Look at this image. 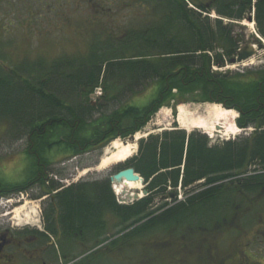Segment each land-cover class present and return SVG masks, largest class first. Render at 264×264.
Returning a JSON list of instances; mask_svg holds the SVG:
<instances>
[{
	"label": "trees",
	"instance_id": "1",
	"mask_svg": "<svg viewBox=\"0 0 264 264\" xmlns=\"http://www.w3.org/2000/svg\"><path fill=\"white\" fill-rule=\"evenodd\" d=\"M149 2L164 7L159 22L132 31L121 44L94 49L89 58L55 64L41 88L30 84L31 88L19 75L0 77V124L6 121L25 128L30 141L26 155L33 176L20 191H27L30 181L39 180L43 171L48 172L46 177L51 175L50 166L60 156L72 158L135 136L151 121L160 101L166 104L174 97L173 91L202 90L208 101L216 96L214 102L238 111L241 129L254 131L248 138L215 145L198 131L187 134L177 128L141 139L136 157L121 165V170L133 168L147 185L149 195L137 204H152L158 196H169L170 191L177 195L184 189L186 197L180 202L192 207L177 209L176 218H187L218 202L220 196L231 198L232 191L223 188L232 185L240 167L264 166V68L242 75L220 73L216 69L226 68L239 49L233 28L223 24L226 18L212 21L203 17L210 15L205 6L189 2L195 7L190 9L185 0ZM256 24L264 39V0L257 3ZM153 82L158 84L157 93L146 105L136 106L133 98L138 90ZM96 89L102 90V97L94 101ZM68 92L76 95L79 105L66 104L62 97ZM115 101L118 109L98 111ZM44 177L40 184L47 186ZM75 186L81 198L92 194L95 202L111 191V202L117 204L109 178ZM59 187L51 181V189ZM76 192L63 194V201L75 203ZM113 213L122 217L117 207ZM138 213L137 208L128 210L129 217Z\"/></svg>",
	"mask_w": 264,
	"mask_h": 264
},
{
	"label": "rangeland",
	"instance_id": "2",
	"mask_svg": "<svg viewBox=\"0 0 264 264\" xmlns=\"http://www.w3.org/2000/svg\"><path fill=\"white\" fill-rule=\"evenodd\" d=\"M3 1L0 4V77L8 78L7 76L11 75L14 78L19 75L20 80H26L29 85H39L40 88L47 82V75H51V69L55 64L63 60L89 58L94 49L101 46L108 48L109 43L121 44L132 31H143L154 22H159L158 14L164 10V7L160 6L159 9L154 2L150 3L149 0L142 2L126 0L123 4L114 2L109 5L112 13H105L104 11H109L108 4L97 0H46L44 3H39V0ZM6 1L10 3L11 8H8ZM187 1L198 6L206 7L207 3L214 5L211 4L214 0ZM191 3L188 7L195 10ZM207 13L210 15L204 14L203 17L209 16L212 21L221 19L213 10ZM230 23L229 20L223 19L224 25L229 26ZM237 24L233 25L235 27L233 36L237 40L241 38L240 40L244 41L243 45L239 44V49L254 45L257 50L258 43L264 44V39L259 35L254 21L248 22L244 19ZM251 59H254L253 65L243 66V63L231 65L228 62L226 68L216 70L220 73L241 75L260 70L264 68V49L258 50L257 55ZM31 85L30 87L33 88ZM51 86L53 87L54 84L52 83ZM157 91L156 82L139 89L134 98L132 97L133 101L137 102L135 105H146L147 100ZM124 94L129 95V93ZM74 95L68 92L67 95L63 94L62 98L69 106L79 105L80 100ZM172 96L174 97L166 104L163 100L160 101L159 109L154 113L151 121L141 132L137 133L140 134L141 139H147L150 135H161L174 128L182 130L177 121L178 108L181 106L189 110L188 112L194 116V119L205 117V110L212 105L234 111L237 117L235 125L240 119L238 111L229 105L214 102L216 96L212 98L214 101H208V95L203 94L202 90L173 91ZM91 98L93 99V96ZM118 105L116 101L110 104L104 103L102 110L98 111L109 113L118 109ZM217 128L212 132L193 129L190 133L198 131L206 135L211 144L215 145L229 140L248 138L254 131L248 129L245 131L237 125L240 131L230 136L226 135L225 130ZM185 132L189 134L188 131ZM27 138L28 133L25 128H14L6 121L0 124V229L12 222L15 223L14 228H33L39 224L41 219L43 210L41 197L44 196H39L41 190L39 188L19 190V188H26L28 179L33 176L26 155L30 146ZM116 141L124 142L125 140ZM112 144L113 142L103 149L82 155L77 154L72 158L68 156L57 158L50 166L51 175L55 177V172H58L61 174V176L58 175L59 180H69V184L74 186L81 184L84 180L90 183V181L102 182L110 178L121 170L123 163L114 164L105 171H99L98 166L106 150L111 148ZM137 145L139 149V142ZM138 149L132 158L136 157ZM84 172L86 175H83ZM136 188L130 186L125 189L131 195L138 193L141 196L138 201L148 196L143 195V191L147 188L145 183L142 187ZM112 189L117 202L123 203V196L117 194L116 188L112 187ZM185 197L184 189L177 191L178 202L185 200ZM154 202L156 204L158 198H155Z\"/></svg>",
	"mask_w": 264,
	"mask_h": 264
},
{
	"label": "flooded vegetation",
	"instance_id": "3",
	"mask_svg": "<svg viewBox=\"0 0 264 264\" xmlns=\"http://www.w3.org/2000/svg\"><path fill=\"white\" fill-rule=\"evenodd\" d=\"M97 1L107 6L126 2ZM259 1L214 0L205 9L233 20L227 26L235 28L248 18L256 23ZM108 8L104 12L112 13ZM240 39L238 46L244 44ZM47 174L40 173L39 180L30 181L28 187L39 188L44 195L39 224L14 228L12 222L0 229V264H264V166L240 167L232 185L223 188L232 191L231 198L220 196L218 202L204 205L205 209L187 218H176V210L192 204L175 202L173 191L158 196L156 204L113 205L111 191L106 190L104 201L95 202L92 194L81 198L77 186H62V180ZM43 177L47 186L40 184ZM51 181L61 187L51 189ZM68 191L76 192L75 203L63 201ZM114 207L121 218L114 215ZM129 208H137L138 215L129 217Z\"/></svg>",
	"mask_w": 264,
	"mask_h": 264
},
{
	"label": "bare ground",
	"instance_id": "4",
	"mask_svg": "<svg viewBox=\"0 0 264 264\" xmlns=\"http://www.w3.org/2000/svg\"><path fill=\"white\" fill-rule=\"evenodd\" d=\"M254 64V59L249 60L248 62L243 63V66H249ZM189 110H186L184 107L178 108V118L177 121L182 130L188 131L190 133L191 130H205L208 132L214 131L217 127L225 130L226 135H235L240 131L235 125L236 113L230 110H224L220 106L212 105L205 110V117H200L198 119H194V116ZM197 118V117H196ZM241 133V132H240ZM140 134L136 135V141L134 144L128 143L124 145L123 142L115 141L113 142L111 148L107 149L105 155L103 156L100 165L98 166V170H104L110 168L112 165L117 163H124L131 159L135 153L137 152L138 145L137 143L140 141ZM86 175V172L83 173ZM141 182L137 183H129L124 182L119 186H115L117 194L122 195V190L126 187H142ZM136 188V189H137ZM127 190V189H126ZM131 195V194H129ZM19 213V212H18Z\"/></svg>",
	"mask_w": 264,
	"mask_h": 264
},
{
	"label": "water",
	"instance_id": "5",
	"mask_svg": "<svg viewBox=\"0 0 264 264\" xmlns=\"http://www.w3.org/2000/svg\"><path fill=\"white\" fill-rule=\"evenodd\" d=\"M248 22L252 21V18H248L247 19ZM239 42V40H238ZM258 49L256 50V46H248V47H244L241 48L238 53L237 56L232 58L229 61V64L231 65H236V64H242L243 62H246L248 60H250L252 57L256 56L258 53V50H262L264 49V44L263 43H258ZM218 130H222V128L218 127ZM136 141V137L132 136L127 138L123 144L127 145L128 143H135ZM110 182L113 186H119L121 184H123L124 182H129V183H137V182H141L142 184H144V179L136 174L135 170L133 168H128V169H124L120 172H118L117 174H114L113 176L110 177ZM130 193L124 189L123 190V195H125L126 197L129 198L130 202L133 201H138L141 197L138 193H134L133 195H129ZM148 192L146 190L143 191V195H147Z\"/></svg>",
	"mask_w": 264,
	"mask_h": 264
},
{
	"label": "built area",
	"instance_id": "6",
	"mask_svg": "<svg viewBox=\"0 0 264 264\" xmlns=\"http://www.w3.org/2000/svg\"><path fill=\"white\" fill-rule=\"evenodd\" d=\"M98 94H100V93L98 92Z\"/></svg>",
	"mask_w": 264,
	"mask_h": 264
}]
</instances>
